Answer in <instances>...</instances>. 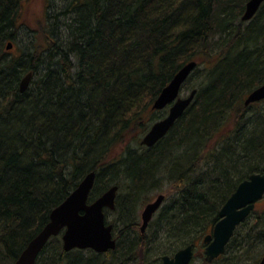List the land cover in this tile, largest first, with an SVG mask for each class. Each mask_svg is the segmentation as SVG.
<instances>
[{"label":"trees","instance_id":"16d2710c","mask_svg":"<svg viewBox=\"0 0 264 264\" xmlns=\"http://www.w3.org/2000/svg\"><path fill=\"white\" fill-rule=\"evenodd\" d=\"M25 1L0 0V264L16 262L90 172V203L119 187L116 250L65 252L58 236L36 264H113V255L116 264H161L162 239L173 240V254L205 246L239 184L264 174V101H244L264 84V4L244 22L249 0H68L25 50ZM192 61L193 103L166 137L143 146L167 115L154 102ZM168 182L177 195L158 211L159 237H150L151 223L142 234L137 209ZM259 246L264 211L255 210L226 253L205 264H258Z\"/></svg>","mask_w":264,"mask_h":264},{"label":"water","instance_id":"95a60500","mask_svg":"<svg viewBox=\"0 0 264 264\" xmlns=\"http://www.w3.org/2000/svg\"><path fill=\"white\" fill-rule=\"evenodd\" d=\"M264 4V0H249L242 21H251ZM11 49L12 46H9ZM198 66L196 61L186 64L162 90L153 105L156 111L170 107L168 115L152 125L143 137L141 144L147 147L155 146L168 135L176 122L184 115L193 103L198 91L194 89L189 96L182 97L183 86ZM32 74L26 75L20 82L22 93L30 86ZM264 101V84L252 91L245 100V106ZM96 181V172L87 174L69 196L50 214V221L27 244L14 264H36L41 252L52 238L61 236L63 249L66 252L79 250H94L104 254L117 248L114 237V226L108 224L105 209L116 208V198L119 187L114 185L104 192L97 200L89 203L90 194ZM264 198V174L255 173L239 184L219 212V221L213 232L203 239L206 244L205 260L209 263L226 253L237 228L249 218L256 205ZM166 196L160 194L147 204L142 213L141 232L145 233L154 215L162 207ZM203 256V253H200ZM195 257L194 245L177 251L173 257L163 256V264H190ZM258 264H264V255Z\"/></svg>","mask_w":264,"mask_h":264},{"label":"rangeland","instance_id":"374dc122","mask_svg":"<svg viewBox=\"0 0 264 264\" xmlns=\"http://www.w3.org/2000/svg\"><path fill=\"white\" fill-rule=\"evenodd\" d=\"M69 1L68 0H26L25 2L22 3L23 5V11H21L22 15H21V23L25 24L27 28H31V31H33L34 33H32L31 31H28V29H25L21 32V38H22V43H21V47L22 49L27 50V46L30 44V39H34V34L36 35L39 30L40 27L45 26V19L48 20V14L49 15H53L54 13H58L61 11H65L66 7L68 6ZM56 28V27H55ZM58 31H63L61 29H58ZM64 32V31H63ZM67 35V34H66ZM35 40V39H34ZM20 52L19 48L16 47V49L13 50V55H17ZM202 68V67H201ZM199 87V83L197 81L194 80H190L189 82H187V84L183 87V90L181 92V96L182 97H187L189 96V94L191 93V91L194 88H198ZM247 98V96H246ZM246 98L244 99V101L246 100ZM146 116H150L148 113L145 114ZM147 119V118H146ZM230 125V124H229ZM229 125L226 127V129L229 127ZM140 129H136L135 131H133V135H131L129 142L132 139H135L136 137L139 136L140 134ZM145 135H143L141 137V139H143ZM133 144L135 145V142H133ZM173 184H171V182H168L167 184L160 186L159 189H155L153 194H151L150 198L151 201H153L158 195L160 194H164L165 196H167L168 198L170 197V199H167V201L165 202V204L163 206H166L167 204L170 203V201L172 200V197L176 196V191L174 190ZM124 192V191H123ZM122 192V194H123ZM151 201H149L148 203H150ZM147 203V204H148ZM146 204V205H147ZM144 204H140V208H138V212H137V219H136V223H138V226L136 228H138L139 232H140V227L142 225V218H141V214L143 209L145 208ZM256 211L262 212L264 211V199L261 200L258 204H257V209H255ZM254 210V211H255ZM106 214L108 215L107 218L109 220V223H113V224H117V219L118 216L113 214L112 211H106ZM107 220V221H108ZM251 223V221H250ZM161 222L159 221V212L154 216L153 220L151 221V224L148 228V233L150 235V237L152 236H158L159 237V226H160ZM240 227V226H239ZM152 228V229H151ZM134 229V228H133ZM238 229V228H237ZM119 228L118 230L115 232V237H117ZM236 232V231H235ZM161 238V235H160ZM117 239V238H116ZM119 240V239H117ZM198 245V244H197ZM175 248V247H174ZM174 248H173V240L168 241L165 239H162V243L161 244H157V247L155 249V252L162 257L163 255H172L174 252ZM204 246L203 245H198L196 246V250L200 251L203 250ZM264 246H259L257 253L262 252V255H264L263 252ZM200 254V253H199ZM203 257V256H201ZM114 255L111 256V258L109 259V263H113L116 264V260L114 259ZM119 264H125L124 261L123 262H117ZM145 263V262H143ZM142 263V264H143ZM131 264V263H128ZM137 264H141V263H137ZM162 264V262H161ZM192 264H205V259L201 258V259H197L194 260L192 262Z\"/></svg>","mask_w":264,"mask_h":264},{"label":"bare ground","instance_id":"6f19581e","mask_svg":"<svg viewBox=\"0 0 264 264\" xmlns=\"http://www.w3.org/2000/svg\"><path fill=\"white\" fill-rule=\"evenodd\" d=\"M193 90H194V89H193ZM193 90H192V91H193ZM192 91H191V92H192ZM168 113H169V112H167V115H168ZM167 115H166V116H167ZM166 116H165V117H166ZM165 117H164V118H165ZM90 173H91V172H90ZM143 211H144V209H143ZM143 211H142V213H143ZM105 216H106V221H107V220H108V218H107L108 215L106 214ZM141 218H142V214H141ZM136 219H137V218H136ZM107 223H108V224H112V225L115 227V224H113V223H109V220L107 221ZM141 226H142V225H141ZM122 228H123V227H122ZM122 228H119V231H120ZM114 230H115V229H114ZM146 230H147V229H146ZM140 231H141V227H140ZM145 232H146V231H145ZM113 233H114V236H115V232H114V231H113ZM141 233H142V232H141ZM142 234H144V233H142ZM31 240H32V239H31ZM31 240H30V241H31ZM62 243H63V242H62ZM63 250H64V249H63ZM75 250H76V249H75ZM78 250H79V249H78ZM64 251H65V250H64ZM93 251H94V250H93ZM42 252H43V251H42ZM42 252H41V254H42ZM65 252H66V251H65ZM69 252H70V251H69ZM96 253H97V252H96ZM41 254H40V255H41ZM99 254H100V253H99Z\"/></svg>","mask_w":264,"mask_h":264},{"label":"flooded vegetation","instance_id":"af4514ba","mask_svg":"<svg viewBox=\"0 0 264 264\" xmlns=\"http://www.w3.org/2000/svg\"><path fill=\"white\" fill-rule=\"evenodd\" d=\"M167 111H168V109H167ZM117 199H118V196H117ZM117 199H116V206H117ZM116 210V208L114 209V210H112V212H114ZM105 211H109L108 209H105ZM194 249H195V254H197V253H203V250H200V251H197L196 250V246H194ZM164 256H166V255H164ZM168 256H171V257H173L174 256V254H172V255H168ZM161 262H162V264H163V257H162V259H161Z\"/></svg>","mask_w":264,"mask_h":264}]
</instances>
